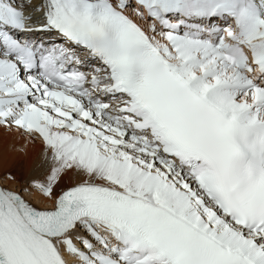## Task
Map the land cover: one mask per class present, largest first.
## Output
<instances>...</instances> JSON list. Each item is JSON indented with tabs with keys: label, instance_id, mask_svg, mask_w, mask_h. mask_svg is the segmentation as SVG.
<instances>
[{
	"label": "snow or ice",
	"instance_id": "obj_1",
	"mask_svg": "<svg viewBox=\"0 0 264 264\" xmlns=\"http://www.w3.org/2000/svg\"><path fill=\"white\" fill-rule=\"evenodd\" d=\"M0 129V264H264V0H0Z\"/></svg>",
	"mask_w": 264,
	"mask_h": 264
},
{
	"label": "bare ground",
	"instance_id": "obj_2",
	"mask_svg": "<svg viewBox=\"0 0 264 264\" xmlns=\"http://www.w3.org/2000/svg\"><path fill=\"white\" fill-rule=\"evenodd\" d=\"M13 134L6 133L5 129H0V185L5 188L19 191L21 185L27 181L30 177L18 178L14 174L10 173V170L6 169V162H29L24 166L26 170L30 169L32 162H36L32 165L31 169H34L39 162L38 156H32V150L35 146L36 151H40L39 145H32L27 142L26 138L22 137L17 131L13 130ZM34 169L33 171H35ZM5 173V174H4ZM35 173V172H34ZM10 174L13 179H7V175ZM25 199L30 200L36 207H50L51 202L42 201L29 196L27 193H21ZM71 259V258H70Z\"/></svg>",
	"mask_w": 264,
	"mask_h": 264
},
{
	"label": "rangeland",
	"instance_id": "obj_3",
	"mask_svg": "<svg viewBox=\"0 0 264 264\" xmlns=\"http://www.w3.org/2000/svg\"><path fill=\"white\" fill-rule=\"evenodd\" d=\"M6 133L8 134H13V132H9L6 130ZM14 135V134H13ZM33 145V144H32ZM36 145H39V144H36ZM32 153H34L32 156H38L39 154V151H36L35 149V146L32 150ZM29 162H6L5 165H6V169L7 170H10V173L14 174L15 176H17L18 178L20 177H31L32 175L36 174L37 170H38V165H36V167L34 169H36L35 171H33L34 169H31L32 168V165L35 164L36 162H32L31 166H30V169L29 170H26L24 168V166L26 164H28ZM39 164V162H38ZM35 172V173H34ZM5 174V173H4ZM23 177V178H24Z\"/></svg>",
	"mask_w": 264,
	"mask_h": 264
}]
</instances>
